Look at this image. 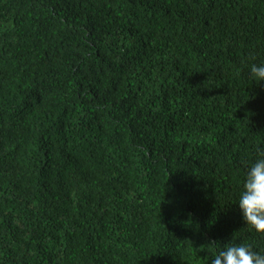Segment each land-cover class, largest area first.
<instances>
[{
    "label": "trees",
    "instance_id": "obj_1",
    "mask_svg": "<svg viewBox=\"0 0 264 264\" xmlns=\"http://www.w3.org/2000/svg\"><path fill=\"white\" fill-rule=\"evenodd\" d=\"M264 0H0V264L264 254Z\"/></svg>",
    "mask_w": 264,
    "mask_h": 264
},
{
    "label": "clouds",
    "instance_id": "obj_2",
    "mask_svg": "<svg viewBox=\"0 0 264 264\" xmlns=\"http://www.w3.org/2000/svg\"><path fill=\"white\" fill-rule=\"evenodd\" d=\"M250 75L264 81V63L252 64ZM260 159L249 168L238 200L242 219L258 233H264V149ZM211 264H264V254L254 252L251 245L228 244L211 259Z\"/></svg>",
    "mask_w": 264,
    "mask_h": 264
}]
</instances>
